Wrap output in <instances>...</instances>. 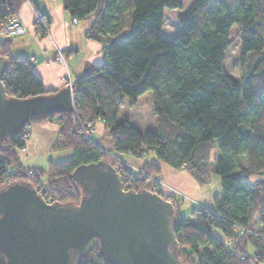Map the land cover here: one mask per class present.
I'll return each instance as SVG.
<instances>
[{"label":"trees","instance_id":"1","mask_svg":"<svg viewBox=\"0 0 264 264\" xmlns=\"http://www.w3.org/2000/svg\"><path fill=\"white\" fill-rule=\"evenodd\" d=\"M25 1L0 0V32ZM63 5L77 20L95 15L86 35L103 44L104 61L73 81L72 110L36 117L17 135L0 140V187L30 181L47 201L78 203L82 193L73 171L79 165L105 160L115 166L120 160L111 153L153 151L163 163L188 170L200 184L209 182L210 172L220 178L222 192L214 196L213 206L193 208L189 216L176 204L181 199L157 189L177 205L176 250L184 264L263 261L264 0H194L178 17L175 40L163 36L164 9L180 7V0H63ZM37 12L42 20L33 26L43 37L50 18ZM234 25L240 37L239 79L225 67ZM13 46L8 37L0 44V56L9 62L3 77L8 95L60 89H46L32 59L14 54ZM148 90L157 115L155 131H142L121 118L126 97L135 103ZM97 120L107 130L104 140L92 135ZM43 121L59 125L53 150L72 149L73 157L50 161L46 169L27 167L19 150L26 146L30 127ZM120 165L126 188L156 191L149 175L160 172L157 163L145 161L143 172ZM78 264L110 263L96 247Z\"/></svg>","mask_w":264,"mask_h":264},{"label":"water","instance_id":"2","mask_svg":"<svg viewBox=\"0 0 264 264\" xmlns=\"http://www.w3.org/2000/svg\"><path fill=\"white\" fill-rule=\"evenodd\" d=\"M5 37L0 33V44ZM0 56V140L32 119L74 108L73 84L53 93L8 95ZM76 202L47 201L30 181L0 187V264H78L94 248L110 264H184L176 250L175 204L157 191L124 186L105 160L79 165Z\"/></svg>","mask_w":264,"mask_h":264},{"label":"crops","instance_id":"3","mask_svg":"<svg viewBox=\"0 0 264 264\" xmlns=\"http://www.w3.org/2000/svg\"><path fill=\"white\" fill-rule=\"evenodd\" d=\"M35 10L49 16L48 35L41 37L36 34L33 26L36 19ZM18 15L28 30L24 35L13 38V53L29 56L32 59L34 70L46 89H57L65 86L68 71L75 80L89 74L93 66L104 61L103 44L86 35L95 23L94 14L83 20L74 21L72 14L64 8L63 0H26L21 5ZM57 47L65 52L67 65L56 60ZM102 122L100 120L95 124V127L100 124L99 132L101 134L104 133L105 129L104 122ZM58 134L59 125L56 122L45 121L32 125L26 146L19 150L24 165L47 168L49 162L55 160L54 156L58 153L57 151H60L52 149ZM150 152L144 156L145 158H140L132 153H126V158H122L124 156L118 154L117 156L137 166L141 165L144 159L157 163L161 169L160 177L183 192L184 196H191L188 200H191L196 207L201 203L208 207L213 206L214 196L220 195L222 192L220 178L217 174L210 172V181L200 184L188 170L173 168L157 159L156 155H152ZM32 156H37L36 158L41 156L42 159L38 160L41 164L36 162L27 164L26 160ZM45 156L48 158L45 159ZM212 182H214L213 186L211 185ZM254 252L255 248L251 245L249 254L253 255ZM256 264H264V260L258 261Z\"/></svg>","mask_w":264,"mask_h":264},{"label":"rangeland","instance_id":"4","mask_svg":"<svg viewBox=\"0 0 264 264\" xmlns=\"http://www.w3.org/2000/svg\"><path fill=\"white\" fill-rule=\"evenodd\" d=\"M193 1L194 0H180V2H181L180 7H177V8L166 7L164 9V23H163V36H164V38L169 39V40H175L176 33L179 29L178 17L180 14L184 13L190 7V5L192 4ZM48 34H49V30H48L47 35ZM16 52H19V51H16ZM225 67H226V71L229 74H231L233 77H235L236 79L240 78L241 68H242L241 67V48H240V37L238 36L237 25H234L231 29V45L226 52ZM121 118L122 119H128L133 125L137 126L142 131H146L149 129L153 130V131L157 130V128H158L157 115L154 112V108H153L152 91L148 90L145 93H143L142 95H140L135 103H132L131 99L129 97H126L124 107L121 111ZM97 121H100V120H97ZM97 121H95V123H94L93 128H95V129L93 130L92 135H93V137H95V139L97 137V139H103L104 140L107 137V130L104 129V133L101 134L99 132L100 124H98V126L96 125L97 128L95 127V124L97 123ZM43 122H45V121H43ZM35 123H41V122H35ZM31 127H30L29 131H31ZM100 134H101V136H100ZM29 136H30V134H29ZM104 145H106V142H104ZM107 145L104 147L107 148ZM57 152L58 153H56V155L54 156V159H55L54 161L70 159L73 157V150L72 149H65V150H60ZM216 153H217V151L215 150V154ZM111 154L115 158L117 157V159H119L121 163H124V164H127L128 166H130L131 169H134L137 172H143L141 165H139V166L134 165L131 162L124 161L120 157L117 156V154H118L119 156H121V155L124 156L122 158H126L127 157V155H125L126 153H114V154L111 153ZM150 154L155 155L154 152H150ZM145 155H147V153H144L142 156H138V157L142 158ZM36 157L37 156H32L30 159L26 160V163L30 164V163L36 162V163L41 164V162H39L38 160L42 159V157L41 156L38 158H36ZM47 158L48 157L45 156V159H47ZM145 161L146 160L144 159V161L142 163H144ZM120 162L115 164V167H116V165H120L121 164ZM48 167H49V165L47 166V168ZM148 173H150V172H148ZM146 174L147 173H145V175ZM149 176H150L151 180H154L153 177H157V176L160 177V172L155 173V174L152 173ZM211 185L213 186L214 182H212ZM154 187H155L156 191H158L157 189H160L162 191V193H164L166 195H171L175 199L176 198L179 200L181 199L180 201H177L176 204H179V206H181V213L184 216H189L192 209L196 207V205H194L191 200H188L191 198V196H188L186 194H185L186 196H184L182 194L183 192H181L180 190H178L177 188L172 186V184L167 183L163 178H161L160 182H155ZM176 204H175V206L177 207ZM201 204L200 205L197 204L198 205L197 207L204 208V206H206L205 204H204V206H202Z\"/></svg>","mask_w":264,"mask_h":264},{"label":"built area","instance_id":"5","mask_svg":"<svg viewBox=\"0 0 264 264\" xmlns=\"http://www.w3.org/2000/svg\"><path fill=\"white\" fill-rule=\"evenodd\" d=\"M35 16L37 20H42L41 14L35 10ZM74 21H77V19H74ZM28 28L23 24L18 14H15L7 20L3 30L0 32L4 35V37L8 38H15L16 36L24 35L27 32ZM58 54L56 57V60L64 65H67V57L65 55V52L58 48ZM73 78L68 71L66 74V83L72 85L73 84ZM120 165H116L117 168H119ZM154 182H160V177H153ZM174 192V191H173ZM204 206V204H201ZM206 207V206H204Z\"/></svg>","mask_w":264,"mask_h":264}]
</instances>
